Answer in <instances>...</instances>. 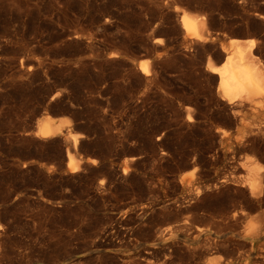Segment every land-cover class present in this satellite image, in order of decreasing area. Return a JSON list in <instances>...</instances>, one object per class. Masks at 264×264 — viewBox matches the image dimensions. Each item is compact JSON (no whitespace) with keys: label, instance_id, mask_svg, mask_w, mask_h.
<instances>
[{"label":"rangeland","instance_id":"obj_1","mask_svg":"<svg viewBox=\"0 0 264 264\" xmlns=\"http://www.w3.org/2000/svg\"><path fill=\"white\" fill-rule=\"evenodd\" d=\"M183 11L214 38H185ZM231 38L264 67V0H0V264H264V170L256 196L243 165L264 167V130L235 141L264 108L208 68ZM44 115L75 149L34 134ZM67 147L95 163L68 170Z\"/></svg>","mask_w":264,"mask_h":264},{"label":"bare ground","instance_id":"obj_2","mask_svg":"<svg viewBox=\"0 0 264 264\" xmlns=\"http://www.w3.org/2000/svg\"><path fill=\"white\" fill-rule=\"evenodd\" d=\"M181 25L183 29L184 37L189 40L207 41L213 39L206 28V16L205 15H191L185 11L180 16ZM254 43L249 42L245 46L240 43V39L231 38L228 43H222V47L225 51L224 61L221 64H209L208 68L219 75L217 89L221 95L229 102H235L245 99L249 102V106L253 110L257 108H264V67L258 64L256 55L253 53ZM151 58L143 57L138 66L143 74L148 75L150 73ZM240 110H236V114H239ZM241 115V114H239ZM243 120L242 116L239 117V123ZM70 123V119L65 117L53 118L49 115H44L37 121V125L34 134L42 139L64 133L67 135L66 139L72 141L73 148L77 145V135L70 134L68 130L63 131L64 127ZM264 130V117L259 118L256 121H251L245 124L242 132L235 135L236 142L248 141L246 138L253 128ZM216 131L221 134L222 138H225L229 134V130L225 127L217 126ZM67 153V169L70 171H76L80 167V163L85 160L87 162L95 163L96 159L91 157L84 158L79 156L75 159L74 154L66 149ZM244 166L248 168V177L246 181L250 188L252 195L259 196L263 191V173L264 167L258 165L252 155H247L246 160L243 162ZM197 167L192 169L195 171ZM128 168H124L125 173ZM225 180V179H223ZM215 186L217 183L214 184ZM199 192H196L198 195ZM148 207V204H144L143 208ZM255 223H251L249 228L254 229ZM177 230L176 226H167L159 231L156 236L154 245L157 246L162 241H166L173 236V233Z\"/></svg>","mask_w":264,"mask_h":264}]
</instances>
